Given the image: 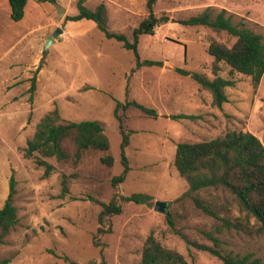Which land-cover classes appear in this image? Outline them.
Instances as JSON below:
<instances>
[{
	"label": "rangeland",
	"instance_id": "obj_1",
	"mask_svg": "<svg viewBox=\"0 0 264 264\" xmlns=\"http://www.w3.org/2000/svg\"><path fill=\"white\" fill-rule=\"evenodd\" d=\"M77 1L57 0L65 8L60 17L56 3L29 0L25 16L15 22L9 1L0 0V208L14 175L18 209L15 228L0 243V264H72L64 255L78 264H141L151 232L196 264L224 262L195 242L215 246L223 254L254 252L264 261V227L254 220L243 229L227 226L197 209L191 197L178 200L188 184L174 164L178 143L210 140L228 130L251 131L264 143V74L258 85L251 76L236 74V85L226 89L228 101L218 107L209 91L176 71L181 67L213 78L211 41L228 45L235 41L226 32L185 25L184 19L207 6L215 11L225 8L237 15V21L246 20L264 34V0H158L154 11L168 21L153 35L140 36L139 53L142 59L164 64H143L137 70L134 52L107 38L95 22L67 19L77 13ZM101 2L108 5L110 29L130 39L148 14L146 0H85L92 8ZM57 27L63 32L45 50ZM221 75L229 76L224 65ZM126 99L155 108L159 116L135 106L119 111L124 126L134 133L127 148L131 169L116 188L112 177L123 172L124 164L115 108L117 101ZM55 108L64 121H99L110 138V149H86L77 162L37 152L26 155L38 122ZM179 113L197 117H169ZM107 154L114 157L112 165L101 160ZM116 192H144L153 199L124 203L123 212L111 218V231L100 235L96 245L102 208L98 200L107 202ZM211 194L222 196L213 188L194 193L201 198ZM158 200L169 201L168 212L155 209ZM231 206V213L222 214L235 221V202ZM168 213L174 216L175 231Z\"/></svg>",
	"mask_w": 264,
	"mask_h": 264
},
{
	"label": "trees",
	"instance_id": "obj_2",
	"mask_svg": "<svg viewBox=\"0 0 264 264\" xmlns=\"http://www.w3.org/2000/svg\"><path fill=\"white\" fill-rule=\"evenodd\" d=\"M10 5V18L18 22L25 16L26 5L29 0H8ZM38 2L56 3L57 0H36ZM158 0H146L148 14L139 25L134 28L132 39L125 33L113 31L109 27V10L105 2L95 7H89L85 0L77 1V13L68 16L71 21L91 20L104 33L107 38L115 39L122 43L127 50L133 51L137 61V67L143 64L163 66L164 61L154 59H142L139 53V40L143 34L153 35L155 29L161 23L168 21L167 16H158L154 6ZM237 15L225 8L215 11L212 6H207L200 13L191 15L182 22L185 25H202L213 29L218 33L226 32L235 41L228 45L217 40L211 41L208 51L214 57V77L210 78L199 71L177 67L179 74L190 76L203 89L209 91L213 103L222 107L228 101L226 89L234 87L237 83L236 74L251 76L254 84L258 85L264 74V34L254 29L246 20H236ZM228 68L229 76L221 75L223 65ZM36 82L33 78L30 87L31 99ZM135 106L145 114L154 117L159 116L155 108L148 107L137 100L117 101L115 116L119 122V130L122 135V163L124 170L119 175L112 177V184L118 187L125 181L131 167L127 156V148L130 145V136L134 130L127 129L119 111H126ZM173 119H194L195 114H172ZM111 147L110 138L105 132L104 126L96 120L64 121L58 108L46 113L38 122L33 136L28 139L26 155L34 153L46 157H55L58 160H80L86 149L108 151ZM101 160L112 165L114 157L111 154L102 156ZM42 163V162H41ZM174 164L180 176L186 180L188 189L178 200H184L189 196L194 205L202 212L218 219L224 225L236 228L248 227L251 221L260 223L264 227V143L251 131L228 130L225 134L210 140L198 142H180L177 144ZM50 168V167H49ZM15 177L11 176L9 193L4 205L0 208V243L15 228L18 222V209L14 203L16 193ZM221 191L222 196L211 194L208 198L194 195L195 192L208 190ZM96 200L95 198L91 197ZM153 196L144 192L122 194L116 192L109 201H99L102 208L98 216L100 226L94 237V243L100 245L99 237L111 231V218L123 212V205L127 202L150 203ZM97 201V200H96ZM235 202L238 215L232 221L222 212L233 211L231 203ZM167 220L172 230H176L175 219L172 213H168ZM217 241V238H213ZM195 245L203 251H209L213 255L222 258L224 264H264L261 257L254 252L243 255L223 254L215 246L206 244ZM72 264H78L67 255L61 256ZM94 263V261L89 264ZM141 264H196L189 262L186 257L176 249L167 247L151 232L144 243Z\"/></svg>",
	"mask_w": 264,
	"mask_h": 264
},
{
	"label": "water",
	"instance_id": "obj_3",
	"mask_svg": "<svg viewBox=\"0 0 264 264\" xmlns=\"http://www.w3.org/2000/svg\"><path fill=\"white\" fill-rule=\"evenodd\" d=\"M56 7L58 10L59 16L62 17L65 11V8L58 3H56ZM62 32H63V29L60 27H57L55 32L47 38L45 42V50H48L50 43L53 42L55 37ZM168 206H169V201L167 200H158L155 202V209L160 212H168Z\"/></svg>",
	"mask_w": 264,
	"mask_h": 264
}]
</instances>
